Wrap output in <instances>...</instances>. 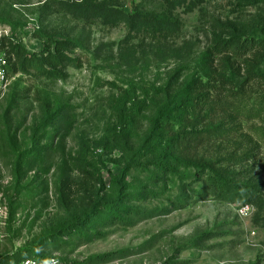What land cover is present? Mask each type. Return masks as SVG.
<instances>
[{
  "label": "rangeland",
  "instance_id": "374dc122",
  "mask_svg": "<svg viewBox=\"0 0 264 264\" xmlns=\"http://www.w3.org/2000/svg\"><path fill=\"white\" fill-rule=\"evenodd\" d=\"M213 20L262 22L264 0H0V259L264 264V47H211ZM50 40L72 62H44ZM190 76L209 102L178 139Z\"/></svg>",
  "mask_w": 264,
  "mask_h": 264
},
{
  "label": "trees",
  "instance_id": "16d2710c",
  "mask_svg": "<svg viewBox=\"0 0 264 264\" xmlns=\"http://www.w3.org/2000/svg\"><path fill=\"white\" fill-rule=\"evenodd\" d=\"M123 15L126 21H129V19L132 18L130 15H125V13H123ZM157 24L164 25V23L162 22H158ZM164 28L165 29H163L162 31L164 32L169 31V28H167L166 25H164ZM208 35L212 37L211 47H214V48L221 47V46L223 47L229 46L232 43H239V42L240 43L243 42L245 44L248 42L252 43L255 40L253 39V37H250L251 35L261 36L260 38H258V42L264 47V21L253 22L250 25H240V24H236L230 21L221 22L219 20H213L212 22H210L209 31L207 32V37ZM8 39L9 38L5 39L2 44L4 45ZM68 48H69V43L67 41H64V40L48 41L47 43H45L44 50L42 51V56L43 58L45 57L44 62H46L48 58H52V59L54 58V60L63 59L61 60L62 63H67L68 61L72 62L71 59H69V57L65 56V53L68 51ZM53 52L54 54H52ZM204 55L205 56H203V58L206 59L208 55L207 54H204ZM31 57H33L34 59L38 58L36 55H32ZM52 69L53 67L51 66L50 70ZM11 70L12 68L10 65L9 72H11ZM180 71L181 69L177 70V72H180ZM251 74L252 76H264V72H261L258 67H255L252 70ZM187 81H188L187 83L189 84H187L186 89L182 92V95L180 97V102L178 103L176 107L177 108L176 111L179 112L177 115L181 117L182 123L184 124L182 129H180L177 132L178 139H181L182 137H184L185 135L191 132H195V133L203 132V129L199 130L198 128H195L194 126L192 127L189 121H186L188 118L185 115L188 110L192 111L193 113L196 109L200 107V105L201 106L205 104L208 105V102H209V99L206 98L205 94L200 93L198 95H195V93L193 92L194 87L197 85V83H195L194 76L188 77ZM172 111L173 110H171L169 107L164 106L163 110H161L160 112V115L155 120L156 127L163 128L166 122L168 121V117ZM58 119H59V122H58L59 125L61 124L64 125L67 121V118L64 116H60ZM200 174L203 175V170L201 171ZM209 179H210L209 185H206L205 183V186L208 187L207 189H205L207 193H210L213 190H216L219 184L218 180H216L214 176L212 178L210 177ZM253 188H254V185L252 184L250 185L249 183H246V185L242 187V190L240 192H246L247 194L245 195V198H246L245 202L254 203L253 198L255 197V193L252 190ZM223 191L226 192L224 190V187H223ZM228 193L230 192L228 191ZM231 193L237 194L238 191L232 190ZM12 214L13 213L11 212V215ZM0 263L7 264L8 262H5L4 259L2 258L0 260Z\"/></svg>",
  "mask_w": 264,
  "mask_h": 264
},
{
  "label": "built area",
  "instance_id": "2783aa9c",
  "mask_svg": "<svg viewBox=\"0 0 264 264\" xmlns=\"http://www.w3.org/2000/svg\"><path fill=\"white\" fill-rule=\"evenodd\" d=\"M9 37V31L0 29V94L4 93L9 85V68L11 65L9 52L3 46V42ZM243 210V209H242ZM6 207L0 204V243L3 241V227L5 225ZM1 260V259H0ZM2 264V263H0ZM7 264H57L56 261L51 260L47 262H40L36 258H26L17 262Z\"/></svg>",
  "mask_w": 264,
  "mask_h": 264
}]
</instances>
